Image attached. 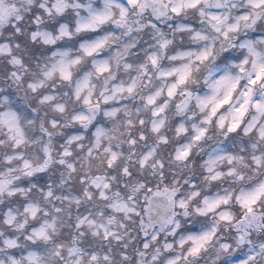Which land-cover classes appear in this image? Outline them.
Listing matches in <instances>:
<instances>
[{"label":"clouds","instance_id":"9594fccd","mask_svg":"<svg viewBox=\"0 0 264 264\" xmlns=\"http://www.w3.org/2000/svg\"><path fill=\"white\" fill-rule=\"evenodd\" d=\"M0 264H264V0H0Z\"/></svg>","mask_w":264,"mask_h":264}]
</instances>
